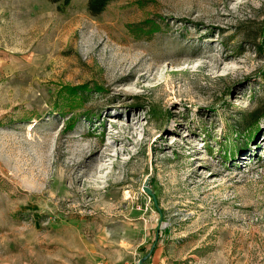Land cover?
I'll list each match as a JSON object with an SVG mask.
<instances>
[{
  "label": "rangeland",
  "instance_id": "rangeland-1",
  "mask_svg": "<svg viewBox=\"0 0 264 264\" xmlns=\"http://www.w3.org/2000/svg\"><path fill=\"white\" fill-rule=\"evenodd\" d=\"M142 257L264 264V0H0V264Z\"/></svg>",
  "mask_w": 264,
  "mask_h": 264
},
{
  "label": "trees",
  "instance_id": "trees-1",
  "mask_svg": "<svg viewBox=\"0 0 264 264\" xmlns=\"http://www.w3.org/2000/svg\"><path fill=\"white\" fill-rule=\"evenodd\" d=\"M50 2H53L57 4V7L64 8L69 3L70 0H49ZM113 0H87V9L91 15H99L104 11L106 6L109 2ZM156 28L150 29V33L153 32ZM85 87V85H66L65 87V93H68V95H77L79 92L82 91V89Z\"/></svg>",
  "mask_w": 264,
  "mask_h": 264
},
{
  "label": "water",
  "instance_id": "water-1",
  "mask_svg": "<svg viewBox=\"0 0 264 264\" xmlns=\"http://www.w3.org/2000/svg\"><path fill=\"white\" fill-rule=\"evenodd\" d=\"M144 189H145L147 192H150L149 189H147L146 187H144ZM145 260H146L145 257L139 258V259L137 260V264H145Z\"/></svg>",
  "mask_w": 264,
  "mask_h": 264
},
{
  "label": "built area",
  "instance_id": "built-area-1",
  "mask_svg": "<svg viewBox=\"0 0 264 264\" xmlns=\"http://www.w3.org/2000/svg\"><path fill=\"white\" fill-rule=\"evenodd\" d=\"M135 264H137V261H136V263Z\"/></svg>",
  "mask_w": 264,
  "mask_h": 264
}]
</instances>
